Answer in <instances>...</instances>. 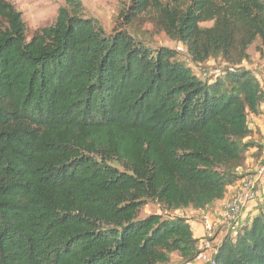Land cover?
I'll list each match as a JSON object with an SVG mask.
<instances>
[{
    "label": "trees",
    "instance_id": "16d2710c",
    "mask_svg": "<svg viewBox=\"0 0 264 264\" xmlns=\"http://www.w3.org/2000/svg\"><path fill=\"white\" fill-rule=\"evenodd\" d=\"M64 1L28 40L0 0V264L192 263L200 250L187 219L139 213L149 202L169 214L222 201L256 147L243 141L264 90L244 69L203 81L127 29L152 12L191 65L240 67L264 45V0H131L126 30L109 36ZM254 211L215 264H264V202Z\"/></svg>",
    "mask_w": 264,
    "mask_h": 264
},
{
    "label": "rangeland",
    "instance_id": "374dc122",
    "mask_svg": "<svg viewBox=\"0 0 264 264\" xmlns=\"http://www.w3.org/2000/svg\"><path fill=\"white\" fill-rule=\"evenodd\" d=\"M9 3L21 14L22 21L26 29V36L29 40L37 31L49 28L57 17L59 9L65 7L64 0H8ZM81 3L82 17L91 19L97 23L106 36L111 35L116 30H124L123 19L120 18V12L130 5L131 0H78ZM166 1V0H164ZM208 23L204 26H210ZM126 30V29H125ZM133 37L144 45L155 47H166L177 52V59L183 65L192 69L195 75L203 80H214L216 77H223L227 70L244 69L249 71L259 82L261 88L264 90V45L260 41H256L247 50V59L240 67L232 68L225 64L221 59H210L207 62L198 66L191 65L185 48L172 40H170L153 22L152 12L147 15L139 17L127 29ZM262 157V155H261ZM248 175L256 176L257 174ZM242 178L246 176L241 175ZM241 178V179H242ZM240 179V180H241ZM239 180V181H240ZM235 185V186H234ZM232 194L222 203L221 207L210 206L209 209L198 212L197 214L189 210H182V212L165 213L155 203L149 202L139 213V219L153 214H162L164 219L171 220L174 217H188L194 216L189 224L192 226L198 243L202 245L200 256L189 264H212V260L218 251V244L224 241L223 234L228 228L227 236L236 233L237 227L240 223L250 222L255 214V209L261 206L264 202V177L256 178L253 184V192L256 193L255 203L257 206L252 212L249 210L248 204L235 216L233 222H227L223 219L224 209L230 202L237 199L235 192H237L238 185L235 183ZM234 193V194H233ZM259 198V199H258ZM211 209V210H210ZM247 214V218H244ZM186 219V218H185ZM237 224V226H236ZM236 226V227H235ZM226 236V237H227ZM171 263L181 264V259L177 254L171 255Z\"/></svg>",
    "mask_w": 264,
    "mask_h": 264
},
{
    "label": "crops",
    "instance_id": "0c3cea01",
    "mask_svg": "<svg viewBox=\"0 0 264 264\" xmlns=\"http://www.w3.org/2000/svg\"><path fill=\"white\" fill-rule=\"evenodd\" d=\"M260 112H261V114L258 116H253V115L248 116V127L252 131V135L250 138L245 139L243 142L250 141V142L254 143L256 145V147L250 149L246 153L244 167L242 169L237 170V173L239 175L255 173L257 171V169L259 168L261 155L264 152V104L260 106ZM234 186L228 187L226 194L224 196V199L222 201H219V202L212 204L211 206H213V208H211V209H215L216 207H221L222 203L232 194ZM248 206H249V210L247 211V213H249V212L251 213L252 210L257 206V204L253 203V204H249ZM209 207L207 209H209ZM184 210H189L190 212L195 213V214H197L198 212H202V211L192 210L191 208H187ZM177 212H182V210H179ZM185 218L186 219H192V218H194V216L188 215V217H185ZM191 221L192 220H189L188 223ZM236 226H237V224H236ZM190 227H191V230L193 233V237L196 239L193 228L191 225H190ZM228 228L229 227H226V232L223 234V237H222L223 239L227 236ZM234 234L235 233H232V236ZM218 245H219V247L221 246L220 244H218ZM201 247H202L201 243L200 244L198 243V249L200 250V252L202 250ZM219 247H218V249H219Z\"/></svg>",
    "mask_w": 264,
    "mask_h": 264
},
{
    "label": "built area",
    "instance_id": "2783aa9c",
    "mask_svg": "<svg viewBox=\"0 0 264 264\" xmlns=\"http://www.w3.org/2000/svg\"><path fill=\"white\" fill-rule=\"evenodd\" d=\"M256 176L248 175L242 178L240 181L237 182V192H235L237 199L235 201H231L230 204L226 206L224 209L223 215L221 217L226 219V221L233 222L236 215L246 206V204H253L256 200V193L253 190V184L256 178H260L261 176L264 177V152L260 159L259 168L255 173ZM259 199V198H258ZM212 264H215L214 259L212 260Z\"/></svg>",
    "mask_w": 264,
    "mask_h": 264
}]
</instances>
